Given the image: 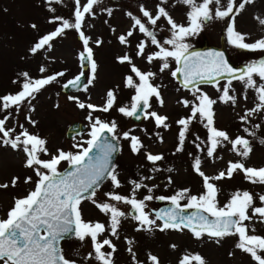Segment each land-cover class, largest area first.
<instances>
[{
	"label": "rangeland",
	"instance_id": "obj_1",
	"mask_svg": "<svg viewBox=\"0 0 264 264\" xmlns=\"http://www.w3.org/2000/svg\"><path fill=\"white\" fill-rule=\"evenodd\" d=\"M85 2L86 0H81L82 4ZM201 2L202 0H196L197 4ZM234 2L238 7L242 0H234ZM157 3L159 0H100V3L93 8L94 15L86 16L82 28L85 35L90 37L89 46L93 49V59L97 64L96 79L91 85H88L87 91H83V86L87 85L89 77V68L87 67L83 86L79 90L62 92V82L81 70L79 52L83 50V44L77 37V32L74 29L66 30L62 37L53 42L50 51L45 49L32 54L30 48L41 36L54 30L56 25L49 23L54 15L74 22L75 0H63L61 4L53 3L51 7L56 9L55 13L48 11L49 5L45 0H0V96L15 94L20 90L24 81L21 73L27 72L34 79L57 72L65 73L63 77H58L56 82L37 93L35 99L31 100V104L25 102L18 113L15 109H9L11 117L6 121L5 128H15L16 131L11 133L14 137L21 132L19 125H23L29 133L46 140L45 147L49 153L55 154L57 149L76 152L78 149L73 145L82 144L90 139L92 122L88 119L89 109L78 108L76 103L69 100L68 97H78L85 104L103 106L107 91L113 90L116 95L115 106L107 113L92 112V116L99 117L103 121L115 120L118 125V136L122 137L123 132H130L131 135L140 138L144 147L139 153L134 154L131 151L129 140L123 138L118 140L119 149L113 165L118 173L121 187L113 189L111 181L106 179L101 182L94 199L98 202H105L107 198L104 194L113 191L128 196L133 188L131 181L143 183L152 188V192L149 193L147 188H141L135 196L138 200H143L147 195L153 197L152 200L145 201V211L153 219H155V214L151 208L160 203L156 199L157 196L171 197L182 189H189L190 195L198 196L203 193V180L193 170L196 157L201 159V170L208 176H216L219 172L226 171L229 161H241L245 167H264V144L259 142V138L264 137V112L253 114L249 117L248 123L241 122L240 116L244 115L246 110L254 108L259 101L256 99L257 94L254 89H247V99L245 100V86L238 80L232 81L230 89V95L236 96L235 105L219 100L222 93L216 89L217 87L222 88L227 80H219L218 84L203 83L197 86L201 92L217 100V103L213 105L215 127L226 131L232 139L236 136H243L250 141L252 151L249 157L245 159L237 156L227 142L217 148L213 157H208L209 133L205 127L206 120H202L199 115L192 119L188 126L183 151H176L180 130V126L176 122L191 115V103L196 102L192 94L195 88L192 87V91L184 89L172 78L170 73L175 66V61H170L169 69L164 72L159 71L160 62L154 61L152 64L146 62V55L158 49L151 44L148 37L138 30L128 38L127 45H121L118 41V36L126 34L132 28V20L127 13H132L133 16L146 23L140 6L143 5L155 13ZM226 4L227 0H221V7ZM163 6L176 23L188 25L187 13L190 11L188 5L178 2V0H168V3ZM217 7L215 4L210 5L213 16ZM237 7H234V12L230 17L223 19L214 17L211 21L204 23L201 30L186 37L184 43L188 47L204 43L219 44V37L222 35L227 53L235 63L246 64L247 69L249 65H259L264 62V49L236 47L229 43L228 33V28L231 25L236 32L245 36L246 43L252 44L264 39V24L260 23V20L264 19V0H252L251 3L245 5L243 10L237 11ZM108 9H111L110 16ZM33 24L37 26L35 29L31 27ZM147 26L156 33L157 39L161 43L171 36L169 25L163 18L158 21L155 28L151 25ZM97 40L102 41L99 46L96 45ZM141 40L145 41L147 47L145 56L138 57L136 45ZM125 54L130 55L133 62L142 71L156 73L152 82L161 86L160 92L164 103L161 107L153 97L152 107L149 111L167 116L169 125L167 129L157 128L151 119L142 117L139 121H135L117 111L121 106H130L131 97L134 95V90L125 87L124 84L125 77L131 74L129 65L121 64L117 60V57ZM41 67L46 69L44 73L40 72ZM253 78L257 84L264 83L258 76ZM13 81H17V83H13ZM182 100L190 101L189 107H184L180 103ZM30 108H34V111H29ZM8 112H0V119ZM26 116H30L36 122L35 126L28 122ZM75 119L82 121L85 128L67 138L64 133L65 128ZM257 124L260 125L259 129L254 127ZM245 127L254 131L255 137L245 133L243 131ZM197 144H200V149L196 147ZM86 146L84 144V147ZM147 153L163 155L164 159L153 164L146 159ZM40 158L47 160L50 159V156L41 153ZM25 160L26 156L22 148L13 150L10 146L0 144V184L8 183L10 185L6 189H0V219L7 218V212L11 208L14 198L23 197L34 188L33 183H24V178L27 176H32L33 181L37 179L32 169L24 167ZM66 163V161L62 162L59 168ZM13 177H19L16 187H11ZM169 178L171 183H169ZM212 183L219 190L217 202L221 207L228 203L232 194L237 191H248L254 198L253 207H264V204L259 200V196L264 195V185L249 182L244 178L242 172L237 171L230 179L214 180ZM107 202L116 204L125 213L118 229L119 239L111 237L107 233L101 237V239H112L116 246V252L113 254L114 264H133L131 254L127 251L129 245L126 240L133 241L131 247L140 264H151L148 259L149 254L158 257L159 264H179L181 258L186 254H199L204 258L206 264H256L250 254L236 247L237 236H226L217 244L206 234L197 239L186 229L182 232L173 229L161 232L159 228L153 227L150 231H137L139 223L132 219V215H129L130 205L115 201ZM185 203H187L186 200L181 201L182 205ZM80 208L85 221L100 222L106 227L108 226V216L101 213L90 200H84ZM249 214L251 215V209ZM161 223L159 220L157 221L158 225ZM245 223L248 225L249 234L264 237V223L260 222L258 216H254L251 221ZM253 229L255 231H252ZM172 245L175 247L173 248ZM60 249L67 259L75 261L76 264H100L94 258L85 259L89 253L93 252L90 238L81 241L73 234L60 241ZM104 251H110V249L106 247ZM0 264L3 262L0 261Z\"/></svg>",
	"mask_w": 264,
	"mask_h": 264
},
{
	"label": "snow or ice",
	"instance_id": "obj_2",
	"mask_svg": "<svg viewBox=\"0 0 264 264\" xmlns=\"http://www.w3.org/2000/svg\"><path fill=\"white\" fill-rule=\"evenodd\" d=\"M49 5L48 11L55 13L56 9L51 7L53 3L61 4L63 0H45ZM178 2L188 5L190 11L187 13L188 25L176 23L169 12L163 5L168 0H159L156 5L155 13L140 6L142 16L146 18V23L140 18L133 16L132 13L127 15L132 20V28L126 34L118 36L121 45L128 44V38L133 36L134 31L138 30L150 39L152 45L158 49L146 55V62L152 64L154 61L159 63V71L164 72L169 69L170 61H175L176 67L171 71L173 79L182 77V86L192 92L195 97V103L188 100H182L180 103L184 107H189L191 103V115L188 118H181L176 123L180 126L178 132L177 152L183 151V145L186 139V132L192 119L198 115L202 120H206L205 127L208 129V147L207 156L213 157L217 148L222 146L224 142L231 145V150L242 158H248L252 148L250 141L243 136H236L232 139L229 134L215 127L213 105L217 100L212 99L206 93L201 92L197 86V80L219 83L218 78L229 77L227 83L221 88L217 87V91L222 94L219 100L223 103L231 102L236 104V96L230 95V89L233 80L242 82L245 86L244 99H247V89H254L256 99L259 103L252 109L245 111L240 116L243 123L249 122V117L255 113L264 112V83L257 84L254 76H258L264 81V62L259 65H249L246 70L237 74L236 70L229 66L224 59L223 53L211 52L207 54L189 52V47L184 43L185 38L196 34L201 30L204 23L211 21L214 17L223 19L230 17L234 12V0H227L226 6H220L221 0H202L197 4L196 0H178ZM252 0H242L237 7V11L243 10L247 3ZM100 3V0H75L74 22L61 16H53L49 23L56 25L54 30L41 36L38 41L30 48L32 54H36L42 50H51L53 42L62 37L66 30L74 29L79 33V38L83 44V51L80 53V59L89 68V77L87 85L83 86V91H87L88 85H91L96 79L97 64L93 59V49L89 46L90 37L86 36L82 28L85 24L86 16H93V8ZM217 5L214 16L210 5ZM108 15H111V9H108ZM164 19L169 25L171 32L170 38L163 40L161 43L157 39L156 33L150 30L147 25L153 28L157 26L158 21ZM264 24V19L260 20ZM33 29L37 26L31 25ZM114 31V29H113ZM229 43L242 49H264V39H260L255 43L249 44L245 42V36L234 30L233 26H229ZM102 41L97 40L96 45L99 46ZM147 45L141 40L137 45L136 55L138 57L145 56ZM119 63H127L130 68V75L124 80L125 87L134 90L131 97L130 106H121L117 111L125 117H134L141 119V113L144 119L154 121L157 128L163 127L167 129L168 117L160 115L151 109V100L156 98L159 105L163 106V98L160 92V85L153 84L156 73L152 71H142L134 62L130 55L125 54L117 57ZM46 69L40 68V72L44 73ZM24 81L21 88L15 94H7L0 96V112H8L9 109H15L18 113L21 106L27 102L31 104V100L35 99L37 93L43 88L63 77L64 72H57L52 75L43 76L42 78H31L27 72L21 73ZM84 72L81 71L74 79L67 81L63 85L64 88L72 86L78 90L81 88V77ZM17 83V81H13ZM190 85L192 87H190ZM215 86V85H214ZM69 100L76 103L80 109H89L88 119L92 122L90 139L82 144L73 145L78 149L76 152H65L57 149L55 154L49 153L45 147L46 140L37 135L29 133L23 125H19L21 132L14 137L11 133L16 131L15 128L6 129V121L11 117L8 112L0 119V144L10 146L13 150L22 148L25 153L26 160L24 167L32 169L36 180L33 181L32 176L24 178V183H33L34 188L27 195L13 199V204L7 212L6 219H0V261L3 264H76L75 261L67 259L62 250L58 247L59 241L74 234L76 238L83 241L90 238L92 242L93 252L89 253L85 259L94 258L100 264H114L113 254L116 252V246L112 239L103 238L105 233L111 237L119 239L118 229L121 218L125 217L114 203L107 201H115L116 203H124L130 205L134 210L132 219L138 221L139 227L137 231H150L153 227L159 228L161 232L173 229L176 231H184L187 229L192 235L200 239L203 235L215 240L217 244L226 236H237L238 243L236 247L241 251L250 254L256 264H264V237L249 234L246 221H251L254 216L260 218V222L264 223V207H253L254 198L248 191H237L232 194L228 203L219 206L217 202L218 189L212 181L224 178H232L237 171L244 174V178L253 184L264 185V167L253 168L245 167L241 161H229L226 171H221L216 176H208L201 170V159L196 157L193 163V170L202 178L204 191L200 195H190L189 189H182L171 197H158L160 200L169 199L174 206L173 208L156 213L155 219L150 218V214L145 211V201L152 200L151 195H147L143 200L136 199V192L141 188H147L148 192H152L143 183L131 181L133 188L128 196L121 195L117 192H106L107 198L105 202H98L94 199L96 192L102 181L108 179L111 181L113 189H119L121 182L115 166L112 165V154L118 151V145L109 141L106 134H111L112 141H118L120 138L130 141L131 151L136 154L144 147L140 138L131 135L130 132H123L122 137L117 135V123L113 121H103L99 117H93L92 112H109L116 104V95L113 90L106 93V100L103 106L93 104H85L78 97L69 96ZM58 107V105H57ZM29 111H34L30 108ZM30 124L35 126V121L30 116H26ZM256 129L260 128L257 124ZM249 136L255 137V132L249 128L243 129ZM199 139V137H197ZM259 142L264 144V137L259 138ZM84 144L87 147H84ZM196 147L200 149V144ZM98 150L96 156L90 155L93 150ZM203 151V149H201ZM50 156V159H41L40 154ZM146 159L153 164L164 159L160 154H146ZM69 164L71 171L61 173L58 168L62 162ZM19 177H13L11 187H16ZM169 183L171 179L169 178ZM10 185L8 183L0 184V189H6ZM84 200H90L91 203L104 215L108 216L109 223L85 221L82 218L80 205ZM182 200L187 203L181 204ZM259 200L264 204V195L259 196ZM196 209L197 211L191 215H182L184 209ZM251 209V215L249 210ZM206 213V215H205ZM214 217V219H210ZM161 224H157V221ZM252 231H255L254 229ZM129 247L127 251L131 254L133 264H140L136 259V254L131 245L133 241L126 240ZM110 251H104V249ZM174 248L175 245H172ZM231 255V253H229ZM151 264H159L158 257L149 254ZM179 264H206V261L199 254L184 255Z\"/></svg>",
	"mask_w": 264,
	"mask_h": 264
},
{
	"label": "water",
	"instance_id": "obj_3",
	"mask_svg": "<svg viewBox=\"0 0 264 264\" xmlns=\"http://www.w3.org/2000/svg\"><path fill=\"white\" fill-rule=\"evenodd\" d=\"M77 37H79V33H77ZM83 51V50H82ZM81 51V52H82ZM80 52V53H81ZM189 52H195V53H201V54H207V53H211V52H221L223 53V56H224V59L227 61V63L229 64L230 67H232L233 69L236 70L237 74H239L241 71L245 70L246 68V65L243 64V63H234L231 58L229 57L226 49H225V46H224V40H223V36L221 35L219 37V44H212V43H204V44H201V45H196V46H192V47H189ZM79 63H80V67H81V70L79 72H77L73 77H70V78H67L65 79L62 84H61V91L62 92H69V91H75L77 90V88H74L72 86H69L68 88H64L63 85L65 83H67V81L69 80H72L74 79L77 75H79L81 73V71L84 72V76L81 77V87L83 86L84 82H85V78H86V74H85V69L87 68V66L85 65L83 68H82V64L84 63L83 61H81L80 59V54H79ZM176 67V64L174 66V68L172 69V71L175 69ZM221 79H229V77H224V78H218V80H221ZM178 84L180 86H182V77H180L179 79H176ZM201 83H208V84H212V83H216L215 81H212V82H207V81H200V80H197V85L198 84H201ZM183 87V86H182ZM190 87H192L190 85ZM184 88V87H183ZM185 89V88H184ZM143 114L141 113V118H142ZM133 120L135 121H139L137 119H135L134 117H131ZM85 128V124L80 121L79 119H75L73 121H71L70 123L67 124L66 128H65V136L67 138H70L72 137L73 134H76V133H79L80 131H82L83 129ZM109 138V141L112 142V143H115L118 145V149H119V143L118 141H112L111 140V134H106ZM118 151L114 152L112 154V157H111V162H112V165H113V162L115 160V157H116V154H117ZM99 152L98 150L94 149L92 153H90V155H93V156H96L98 155ZM61 173H64L65 171H71L72 169H70L69 167V164L67 163L66 165H64L61 169H58ZM158 197H161V196H157L156 199L158 201H160V203H158V205L154 208H151V211L156 215V213H159V212H165L171 208H173L174 206L172 205L171 201H165L163 202L162 200L158 199ZM197 210L196 209H184V211L182 212V215H191L193 214L194 212H196ZM129 212L131 214H135L134 213V210L130 207L129 208ZM206 215V213H205ZM210 219H214V217H210ZM73 234H69L68 236H65L64 238L62 239H65V238H69L71 237ZM61 239V240H62ZM60 240V241H61ZM60 241H59V244H58V247L60 248Z\"/></svg>",
	"mask_w": 264,
	"mask_h": 264
}]
</instances>
